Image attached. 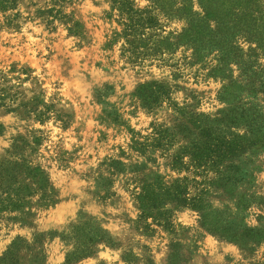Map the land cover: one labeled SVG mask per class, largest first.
Here are the masks:
<instances>
[{"label": "rangeland", "instance_id": "374dc122", "mask_svg": "<svg viewBox=\"0 0 264 264\" xmlns=\"http://www.w3.org/2000/svg\"><path fill=\"white\" fill-rule=\"evenodd\" d=\"M2 1L0 264H264V44L236 35L232 82L214 54L124 53L121 6L167 43L172 0Z\"/></svg>", "mask_w": 264, "mask_h": 264}, {"label": "trees", "instance_id": "16d2710c", "mask_svg": "<svg viewBox=\"0 0 264 264\" xmlns=\"http://www.w3.org/2000/svg\"><path fill=\"white\" fill-rule=\"evenodd\" d=\"M158 0H152L153 5L157 6ZM203 2L202 8L204 14H198L190 9V2L185 0L171 2L161 6L160 12L166 16H178L181 19L188 21V25L182 32H178L174 36L172 42L169 40L167 43L160 39L152 40L157 37L146 36L150 28H158V21L154 16L148 13L134 12L130 5H122V15H125L126 23L125 34L127 43L124 45V53L128 54L132 59L138 60L150 55L157 56L165 52L171 51L176 47H186L198 57L215 55L219 64L213 71L215 75H220L222 79L227 77L236 82L232 78L233 70L232 64L238 66L243 73L247 68L251 69L252 57L256 52L247 54L243 49H238L233 43V39L239 34V37L246 38L248 41L253 42L250 37H255L258 44H264V28H260L254 21L255 10L258 8L261 0H201ZM4 2H0L2 5ZM237 4V5H236ZM169 6V8H168ZM120 9V8H119ZM215 23L216 26H213ZM164 40V39H163ZM254 51V49H252ZM148 53V54H147ZM207 53V55H206ZM248 58V61L246 60ZM264 77V72L251 73L247 76V82L252 89L257 86ZM238 82V81H237ZM153 86V85H152ZM170 93L159 86L158 89L147 88L144 95L150 101H157L163 98H168ZM235 145L229 148L230 152L235 151L238 147L242 148L241 153H244L245 145L240 144L237 148Z\"/></svg>", "mask_w": 264, "mask_h": 264}]
</instances>
